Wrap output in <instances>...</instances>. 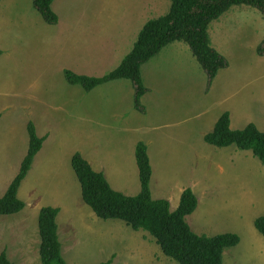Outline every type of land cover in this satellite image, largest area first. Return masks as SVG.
I'll return each mask as SVG.
<instances>
[{
  "label": "rangeland",
  "instance_id": "374dc122",
  "mask_svg": "<svg viewBox=\"0 0 264 264\" xmlns=\"http://www.w3.org/2000/svg\"><path fill=\"white\" fill-rule=\"evenodd\" d=\"M169 4L170 0H54L51 7L59 21L52 25L42 19L32 0H0V184L8 186L27 150V119L32 114L46 117L52 127L47 155L42 167L32 164L20 194L29 186L46 194L45 201L63 193L56 221L67 264L109 259L111 264H178L146 231L97 217L82 200L67 159L79 152L115 190L136 195L139 141L147 145L153 169V198L169 200L175 210L182 191L191 188L198 198L197 208L186 217L192 231L208 237L236 233L240 238L223 251V264H264V237L254 226V220L264 215V166L250 150L217 147L203 138L225 111L232 129L252 122L264 131V56L257 53L264 39V16L258 9L234 5L210 23L211 44L228 63L210 85L183 41L168 44L145 62L144 112L134 107V87L128 79L86 91L69 83L62 72L86 62L90 65L84 67L95 71L91 76L108 73L132 44H122L111 61L93 70L110 48L109 43L100 44V36L106 39L101 28L118 27L121 21L126 29L139 31L146 21L165 14ZM122 15L125 19L118 20ZM85 35L91 36L89 43L84 42ZM109 40L114 44L117 36ZM24 210L0 218L12 219ZM27 216L17 219L27 223L25 228ZM37 217L34 227L27 226L30 234L34 230L32 248L23 256L11 253L15 264H40L35 252ZM2 222L3 242L9 244V232L14 234L18 224Z\"/></svg>",
  "mask_w": 264,
  "mask_h": 264
},
{
  "label": "trees",
  "instance_id": "16d2710c",
  "mask_svg": "<svg viewBox=\"0 0 264 264\" xmlns=\"http://www.w3.org/2000/svg\"><path fill=\"white\" fill-rule=\"evenodd\" d=\"M166 14L148 20L128 54L120 64L101 76H87L65 70L64 76L71 84H79L90 91L96 86L119 79H128L134 87V107L144 112L142 96L147 92L141 75V66L156 56L165 46L175 41L185 42L198 63L205 70L210 85L220 69L228 63L223 55L212 47L208 33L209 25L234 5H248L258 9L264 16V0H170ZM34 8L43 20L55 25L58 15L52 9L54 0H32ZM2 51L0 50V54ZM264 56V39L257 47ZM29 145L21 162L19 172L0 198V215L20 212L25 203L18 198V189L27 176L34 157L42 147L44 138L37 135L32 122L27 125ZM204 141L217 147L235 145L240 150H250L264 166V131L254 123L243 129L230 127V114L224 112L216 121ZM140 191L136 195H125L111 187L103 172L95 171L79 152L73 154L71 165L81 187V197L95 215L103 220L123 221L133 230L149 233L162 253L178 264H223V251L240 242L236 233L215 236L198 235L190 228L186 217L198 205V198L191 188L183 190L179 205L171 210L170 202L164 198H153L150 189L152 167L144 142L135 147ZM59 209L42 207L38 215L40 236L39 254L41 264H67L62 255L59 240L57 215ZM254 226L264 237V215L254 220ZM0 264H13L6 252L0 253ZM99 264H111V260Z\"/></svg>",
  "mask_w": 264,
  "mask_h": 264
},
{
  "label": "crops",
  "instance_id": "0c3cea01",
  "mask_svg": "<svg viewBox=\"0 0 264 264\" xmlns=\"http://www.w3.org/2000/svg\"><path fill=\"white\" fill-rule=\"evenodd\" d=\"M170 4H171V1H170ZM170 4H169V7H170ZM169 10V8H168ZM55 12V11H54ZM168 12V11H167ZM166 12V13H167ZM165 13V14H166ZM164 15V14H163ZM41 16V15H40ZM162 16V15H160ZM126 16L122 15V19L121 17H117L118 20H124ZM43 19V18H42ZM147 22V21H146ZM145 22V23H146ZM119 25L118 27H113V26H108V27H103L101 28V32L104 36H106V39L104 40L101 36H100V44H105L107 45V43L110 44V48L109 50L104 54V56L101 58V60L94 64L93 66V70H99L103 65H105L107 62L111 61L113 59V55L115 54H118L117 52V48H122V44H127L128 45H131L133 47L137 37H138V34L140 32V30L142 29V27L140 28L139 31H136V29H133V28H128L126 29L125 27L126 26H123L122 22L119 21L118 22ZM144 23V24H145ZM48 24V23H47ZM143 24V25H144ZM57 25V24H55ZM58 27V26H56ZM61 27L63 26H59V29L61 30ZM59 29H57L59 31ZM111 33V35H110ZM136 33V38H135V34ZM209 33V31H208ZM112 35H115L117 36V40L116 42L113 44L111 40H109V38L112 36ZM210 37V36H209ZM91 39V36L90 35H85L84 37V42H87L89 43ZM211 42V41H210ZM212 45V44H211ZM131 47V49H132ZM213 47V46H212ZM165 48V47H164ZM214 48V47H213ZM130 49V50H131ZM2 51V53L0 55H3V50L0 49ZM130 50L126 53L128 54L130 52ZM125 54V55H126ZM124 55V57H125ZM123 57V58H124ZM122 58V59H123ZM122 61V60H121ZM120 61V62H121ZM120 64V63H119ZM118 64V65H119ZM90 64L88 63H84V66L87 67L89 66ZM117 65V66H118ZM83 65L79 64L77 66H75V68L73 69H70L74 72H76L77 74H80V75H87V76H91L95 73V71H90L89 72V68H85L84 66L82 67ZM116 66V67H117ZM63 67L60 68V70L62 69ZM67 70V68H63L62 69V72L64 73V71ZM218 74V73H217ZM217 76V75H216ZM40 102H43L44 104H47L48 101L46 100H39ZM52 105V104H51ZM53 106V105H52ZM226 112V111H225ZM229 112V111H227ZM224 113V112H223ZM230 114V113H229ZM1 116V114H0ZM221 116V115H220ZM219 116V117H220ZM218 120V119H217ZM216 120V121H217ZM29 122H32L34 123V126H35V129H36V132H37V135L39 137H42L44 138V141L42 143V147L41 149L39 150V152L36 154V156L34 157V162L32 163L33 164V167L35 168H38V167H42V162H43V158L46 157L47 153L45 152V148L48 144H50L51 142V139H52V136L50 137V131L52 130V127L50 126V121L46 118V117H43L40 115V118H35L34 115L32 114V117L30 119H27L26 121V130H27V125ZM216 123V122H215ZM251 123V122H250ZM249 124V123H248ZM215 125V124H214ZM214 127V126H213ZM230 127H231V117H230ZM258 128V127H257ZM213 129V128H212ZM243 129V128H242ZM211 132V131H210ZM209 133V132H208ZM27 134H28V131H27ZM207 134V133H206ZM205 136V135H204ZM204 138V137H203ZM139 142H142V141H139ZM138 143V142H137ZM28 145H29V136H28ZM44 146V147H43ZM136 147V146H135ZM237 148V147H236ZM238 149V148H237ZM27 150H28V147H27ZM27 150L23 156V158L21 159V162L22 160L24 159L26 153H27ZM247 151V150H246ZM76 153V152H75ZM74 153H70V155L67 156V159L70 160V166L73 170V172L75 173L72 165H71V158L73 156ZM149 155V154H148ZM83 157V156H82ZM136 160V159H135ZM21 162H20V165H21ZM59 164L61 165V161L59 162ZM20 165H19V169H20ZM32 166V165H31ZM152 167V166H151ZM138 168V167H137ZM19 169L17 171V173L19 172ZM95 171H98V170H95ZM98 172H102V171H98ZM17 173L14 175V177L17 175ZM152 173H153V169H152ZM76 175V174H75ZM14 177L12 178V180L14 179ZM27 177V176H26ZM25 177V178H26ZM106 177V176H105ZM138 177H139V173H138ZM107 179V178H106ZM11 180V181H12ZM27 179H24L18 189V198L21 199L24 203H25V207L22 209L24 210V213L20 214V216H14L15 218H0V253L2 251H5L6 252V255L8 257V259L13 263V260L11 258V253L12 255L16 253H19L21 256L23 255H27L28 253V249L32 248V244H31V241L34 240V238L32 237V235H34V230L32 229V234H30V228L27 229V226L31 225L30 227H34L33 223L36 225V221H35V218H36V214L39 215V211L42 207H45V206H52V207H56L59 209L60 211V208L63 204L60 197L63 193H60V194H55L54 193V197L49 200V201H45L46 199V194L42 193L40 190L37 191H33L31 190V187L29 186L28 188L26 187L25 189L26 190H23V193H22V197H21V194L20 192L22 191V189H24V183L26 182ZM10 181V183H11ZM108 181V180H107ZM9 183V184H10ZM140 183V181H139ZM151 183V181H150ZM8 184V186H9ZM8 186H2V184H0V198L4 195V193L6 192ZM112 187V186H111ZM113 188V187H112ZM114 189V188H113ZM151 189V187H150ZM183 192V191H182ZM139 193V192H138ZM182 194V193H181ZM181 196V195H180ZM60 199V200H59ZM180 201V200H179ZM50 202V203H49ZM52 203V204H51ZM179 205V204H178ZM178 207V206H177ZM30 209V210H29ZM21 210V211H22ZM20 213V212H18ZM18 213H15V214H18ZM29 214V216H27ZM11 215H14V214H11ZM0 216H6V215H0ZM21 216H27L29 217L28 219V225L26 226L25 228V224H27L24 220L22 222H18L17 219L20 220V217ZM58 216V215H57ZM3 220H9V222H15L18 224L17 228L18 230H15L14 234H11V232H9V236H12V238L10 237V242L9 244L6 243V242H3V238H5V231H6V227H5V222H2ZM37 222H38V217H37ZM58 225V224H57ZM10 227V226H9ZM35 235L37 237V248H36V254L38 252V255H39V259H40V254H39V246H40V236L39 235V228H38V234H37V231H36V226H35ZM35 237V236H34ZM2 244V246H1ZM37 255V257H38ZM40 264H41V260H40Z\"/></svg>",
  "mask_w": 264,
  "mask_h": 264
}]
</instances>
